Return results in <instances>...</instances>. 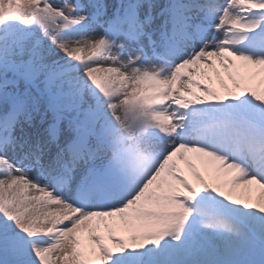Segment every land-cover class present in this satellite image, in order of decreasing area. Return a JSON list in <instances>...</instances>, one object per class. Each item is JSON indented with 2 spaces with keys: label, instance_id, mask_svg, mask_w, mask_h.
I'll return each instance as SVG.
<instances>
[{
  "label": "snow or ice",
  "instance_id": "1",
  "mask_svg": "<svg viewBox=\"0 0 264 264\" xmlns=\"http://www.w3.org/2000/svg\"><path fill=\"white\" fill-rule=\"evenodd\" d=\"M0 264H264V0H0Z\"/></svg>",
  "mask_w": 264,
  "mask_h": 264
}]
</instances>
